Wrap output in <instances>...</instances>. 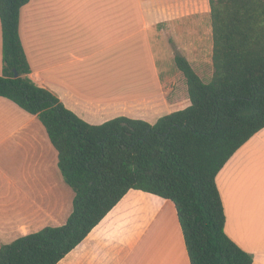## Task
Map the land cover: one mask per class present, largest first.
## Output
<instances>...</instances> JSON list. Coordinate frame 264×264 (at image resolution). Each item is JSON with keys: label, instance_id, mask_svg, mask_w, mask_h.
Wrapping results in <instances>:
<instances>
[{"label": "crops", "instance_id": "0c3cea01", "mask_svg": "<svg viewBox=\"0 0 264 264\" xmlns=\"http://www.w3.org/2000/svg\"><path fill=\"white\" fill-rule=\"evenodd\" d=\"M20 37L31 80L91 125L118 117L153 125L189 107L177 56L200 77L213 75L210 0H30ZM216 183L227 236L253 264H264V129L229 159ZM74 197L41 122L0 97V248L65 225ZM58 264L190 260L175 205L131 190Z\"/></svg>", "mask_w": 264, "mask_h": 264}, {"label": "trees", "instance_id": "16d2710c", "mask_svg": "<svg viewBox=\"0 0 264 264\" xmlns=\"http://www.w3.org/2000/svg\"><path fill=\"white\" fill-rule=\"evenodd\" d=\"M29 2L0 0V97L38 118L75 197L65 225L3 246L0 264H58L131 190L175 205L190 264H253L225 232L216 178L264 129V0H210L212 78L177 56L191 105L153 125L127 117L91 125L36 85L20 37Z\"/></svg>", "mask_w": 264, "mask_h": 264}, {"label": "rangeland", "instance_id": "374dc122", "mask_svg": "<svg viewBox=\"0 0 264 264\" xmlns=\"http://www.w3.org/2000/svg\"><path fill=\"white\" fill-rule=\"evenodd\" d=\"M200 75H201V77H202V80H203L205 83L210 82V80H211V78H212L211 70L208 71V72H205V73H201Z\"/></svg>", "mask_w": 264, "mask_h": 264}, {"label": "water", "instance_id": "95a60500", "mask_svg": "<svg viewBox=\"0 0 264 264\" xmlns=\"http://www.w3.org/2000/svg\"><path fill=\"white\" fill-rule=\"evenodd\" d=\"M16 77L18 76V74L16 73V75H15Z\"/></svg>", "mask_w": 264, "mask_h": 264}]
</instances>
